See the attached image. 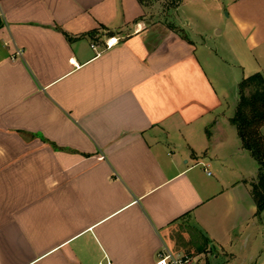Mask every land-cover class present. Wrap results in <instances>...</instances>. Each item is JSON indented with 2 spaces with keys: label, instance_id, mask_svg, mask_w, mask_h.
Here are the masks:
<instances>
[{
  "label": "crops",
  "instance_id": "obj_1",
  "mask_svg": "<svg viewBox=\"0 0 264 264\" xmlns=\"http://www.w3.org/2000/svg\"><path fill=\"white\" fill-rule=\"evenodd\" d=\"M187 3L171 29L140 0H0V264H264L239 83L216 85ZM222 4L264 43V0Z\"/></svg>",
  "mask_w": 264,
  "mask_h": 264
},
{
  "label": "rangeland",
  "instance_id": "obj_2",
  "mask_svg": "<svg viewBox=\"0 0 264 264\" xmlns=\"http://www.w3.org/2000/svg\"><path fill=\"white\" fill-rule=\"evenodd\" d=\"M186 17H189L191 23H196L200 29L208 32L210 39L209 45L215 49L220 56L226 59L228 65H220L216 61L214 66L208 69L215 83L218 86L225 87L232 101L237 97L236 88L243 78L256 73L264 75V43L252 45L248 43L247 37L240 34V27L234 19L229 8H224L223 0H187ZM151 5L148 7L146 19L156 22H163L168 27L174 25L177 8L169 7L174 4L170 0H149ZM176 25V24H175ZM222 30L221 34L214 32V27ZM176 29V27H175ZM108 33L105 34L107 36ZM193 37V36H192ZM104 38V37H102ZM194 38V37H193ZM201 42L200 38H194ZM200 45V44H199ZM218 59V58H217ZM239 101V94H238ZM233 102V107H234ZM234 116V115H233ZM195 231L190 227H183L176 234L178 241L190 239L195 236ZM194 234V235H193ZM203 242H201L202 244ZM199 244V245H201ZM204 248L205 245L203 244ZM202 246V248H203ZM206 250V249H205ZM208 252L205 253V255ZM197 253L184 254L194 260L193 255ZM199 254V253H198ZM182 255V254H181ZM198 256V255H197ZM204 256L201 257L203 259Z\"/></svg>",
  "mask_w": 264,
  "mask_h": 264
},
{
  "label": "trees",
  "instance_id": "obj_3",
  "mask_svg": "<svg viewBox=\"0 0 264 264\" xmlns=\"http://www.w3.org/2000/svg\"><path fill=\"white\" fill-rule=\"evenodd\" d=\"M172 6L178 8L182 0H170ZM142 4L149 7V0H140ZM3 21L0 18V27ZM175 29L174 25L170 26ZM112 36L115 33L107 27L101 26L87 33L86 36L97 41L105 36ZM72 39V37H70ZM239 101L235 114L231 119L232 124L237 128L243 148L248 150L259 164V171L252 185V197L256 202L258 214L264 211V75L256 73L243 78L238 85Z\"/></svg>",
  "mask_w": 264,
  "mask_h": 264
},
{
  "label": "built area",
  "instance_id": "obj_4",
  "mask_svg": "<svg viewBox=\"0 0 264 264\" xmlns=\"http://www.w3.org/2000/svg\"><path fill=\"white\" fill-rule=\"evenodd\" d=\"M117 44V40L109 39L107 41V48H112ZM21 52H17V55H20ZM193 259L184 254H174L168 249L161 250L157 254V264H192ZM112 264V263H108Z\"/></svg>",
  "mask_w": 264,
  "mask_h": 264
}]
</instances>
